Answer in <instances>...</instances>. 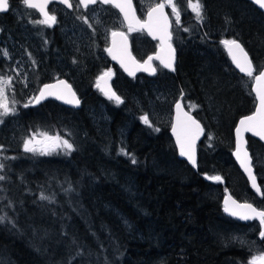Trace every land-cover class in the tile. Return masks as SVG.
<instances>
[{"label": "trees", "instance_id": "trees-1", "mask_svg": "<svg viewBox=\"0 0 264 264\" xmlns=\"http://www.w3.org/2000/svg\"><path fill=\"white\" fill-rule=\"evenodd\" d=\"M16 1L21 5V0H9V5ZM201 2L204 18L195 30L181 36L182 42L170 28L175 71L169 73L158 66L156 73L160 74L154 80L173 86L179 97L181 92L190 93L200 107L198 98L204 85L197 77L201 81L203 71H208L220 83L224 103L236 113L228 129L220 131L231 144L233 122L251 112L254 103L251 78L235 71L221 41L238 39L254 67H264V16L246 0ZM136 13L140 14L137 9ZM18 25L10 12L0 14V39L5 32L16 38ZM57 34L48 28L43 36L50 45ZM143 40L142 53L131 45L136 59L154 50L153 42ZM95 42V49L85 58L92 61L93 69L110 67L114 82L119 76L131 80L109 63L103 44ZM50 48L55 52L53 59L60 57L63 46ZM4 68L0 58V72ZM51 76L49 73L39 83L52 80ZM133 82L138 89L136 80ZM80 84L90 88L89 83L73 84L80 100L77 110L52 100L29 104L19 83L12 84L8 95L10 102L17 101L13 105L16 112L0 117V163L5 165L0 169L4 177L0 180V217H4L0 222V264H226L242 260L240 250L224 249L217 242L215 224L219 219L231 220L223 215L218 202L204 195L206 181L200 168L192 171L176 158L167 129L149 132L139 119V109L127 99V91L115 83L123 103L106 108L107 135L101 134L84 109L93 104L95 93L90 90L84 96ZM192 115L203 125L197 111ZM35 132L60 135L73 143L74 150L26 152L22 140ZM85 139L88 143L83 147ZM251 143L261 147L247 138L248 150ZM225 163L228 171L242 178L227 149ZM214 172L223 175L220 166ZM41 194L49 199H41Z\"/></svg>", "mask_w": 264, "mask_h": 264}, {"label": "rangeland", "instance_id": "rangeland-1", "mask_svg": "<svg viewBox=\"0 0 264 264\" xmlns=\"http://www.w3.org/2000/svg\"><path fill=\"white\" fill-rule=\"evenodd\" d=\"M158 1L166 3V0H133L135 9L140 12L138 18L140 19L143 15L142 13ZM174 2H177L181 9V23L179 25L175 23V17L172 15L171 7L167 3L165 6L169 19L172 22L171 28L172 30L174 29V32H172L173 36L178 42H182L181 36L191 30L193 31V29L195 30L201 20L196 19L195 13L187 6V0H174ZM20 3L21 5L16 1L7 10L19 21V35H16L17 39L13 38L9 32H5L3 38L0 39V58L5 63L4 72H0V77L5 79L11 78V85L6 89V95L9 97L8 93L11 91L12 84L18 82L22 89L24 100H33L34 94L36 93V91L33 93V89L36 86L38 88L40 84L39 79H43L49 73H52V80L60 75L63 76L72 87L73 84H78V81L81 83H89L90 88L86 89H83L81 84L80 86L78 85L80 92L84 96H87L90 90L95 93L93 97L94 101H92L93 104L86 105L84 109L93 126L98 127L97 129L101 134H106L109 121L106 108L115 105L116 102L110 100L104 94L99 93L95 79L105 72L108 67L94 70V67L91 65L92 61L85 59L86 55L88 56L95 49L93 43L96 40L103 44L104 51V46L108 42V35L113 30H121L124 32L129 40L130 50L131 45L132 47L134 45V49L138 53H142L145 50V42L143 39H148L135 31L125 29L122 26L117 12L109 5L96 4L87 9H81L75 0H70L72 9L67 11L59 5L51 4L48 10L50 14L56 16V23L47 26L36 23L35 21L42 19L33 10L26 8L22 0ZM211 11L213 12V9ZM48 28H53L58 31L57 38L52 39L50 45L48 44L49 41L43 36V33ZM184 29H188V31ZM53 44L60 45V47L63 46V49L59 50L62 53L60 57L56 58L55 56L54 59V49L50 48ZM49 51L51 52L49 53ZM5 52L7 55L4 54ZM140 57L141 55H139L138 60H141L142 57ZM153 65L156 68L158 67L156 64ZM116 69L120 71L118 68ZM256 69L258 70V68ZM111 71L113 73L111 76L113 91H117L115 83L118 84L120 89L127 91V99L132 104L134 103V107L139 109V119L145 114L149 115V119L153 125V127L147 125L149 132L157 133L158 131H155V128H159V130L161 128L168 129L171 113L170 106L177 98L181 100L184 109L189 113L192 114L193 111L198 112L206 132L205 134L203 133L202 144L200 146L197 145L196 148V163L201 173H203V179L206 181L204 194L206 198L218 202L220 205V199L226 190L236 200L250 202L257 209L264 210V148L255 145V143H251L249 149L253 168H255V174L262 192V198L260 199H257L249 192L244 183L245 181H243L244 179L242 180V176V178H239L225 167L226 149L230 156L232 142L230 144L228 136H222L220 131H223L224 128L228 129V125L234 119L236 113L234 114V110L232 111L230 106L224 103L225 100L222 99L223 89L219 86L220 83L217 79L209 77V72L206 70L203 71L204 77L201 81L199 80V76L197 77L199 84L201 86L204 85V88L202 87L200 89L201 96L198 98L200 107H198L190 93L186 92L183 94L185 99L182 100L180 98L181 95L179 97L174 92L175 89L173 86H167L162 81L154 80L160 73H155L152 76L139 75L128 77L131 80L119 76L114 82L115 75L113 69ZM160 79L162 78L160 77ZM133 80H136V86H139L136 90ZM84 90L86 92H83ZM190 104L196 105V107H189ZM238 106L240 107L241 105ZM140 121L142 122L141 119ZM200 124L203 127L202 123ZM37 133L40 132L29 133L23 138L21 143L23 149L24 141L32 138ZM208 137H211V139H208ZM36 139H41V137L36 135ZM251 140L255 141L253 139ZM87 143L88 141L85 139L82 144L83 147ZM170 144L174 151L171 141ZM63 151L66 150L60 148L49 153ZM34 153L41 154L39 151ZM218 163L220 164L219 166L223 175L214 172L215 169L218 170ZM208 176H219L221 180H209L207 179ZM228 219L231 220V223L219 219L213 228V234L217 242L224 249L233 247L240 250L243 259H233L230 263L228 262L226 264H250L253 257L264 255V239H261L259 236L260 231L264 230V226L260 222L255 221L239 222L231 218Z\"/></svg>", "mask_w": 264, "mask_h": 264}, {"label": "snow or ice", "instance_id": "snow-or-ice-1", "mask_svg": "<svg viewBox=\"0 0 264 264\" xmlns=\"http://www.w3.org/2000/svg\"><path fill=\"white\" fill-rule=\"evenodd\" d=\"M53 2H56V0H22V3L26 7L36 9L43 15L44 19L35 22L47 26L56 23V16L50 14L48 10L49 3ZM58 2L65 4L68 7H72L69 0H58ZM97 2L98 0H78V4L83 5L85 9H87L89 5H95ZM99 2L113 4L118 8L120 12L124 14V19L128 22L129 31L138 30L135 29L133 25H139L140 29L147 28L149 35H152L153 38H158L161 42L160 52L157 53L155 57L149 56L143 64H140L128 51L127 37L125 36V33L112 31V47L106 49V51H108L114 60H118L121 66L124 67L130 75H135V72L129 68V64H131L136 70L142 69L155 74L157 69L151 63L153 59L159 60L164 68L175 71L173 66L175 61V49L170 43L172 33L169 30L172 22L164 12L165 3H157L154 7H151L148 11V19L141 22L135 16V11L132 7V0H99ZM253 2L258 5L259 8L264 9V0H253ZM166 3L171 7L172 15L175 17V23L179 25L181 23V9L179 8L178 3L174 2V0H166ZM187 6L195 13L196 19L203 20V4L201 0H195V2H193V0H187ZM9 7V0H0V12L7 11ZM85 22L87 23L86 19ZM184 30L188 31V29ZM117 37L121 38V42H117ZM221 43L227 48L228 54L231 56L236 67L255 81L256 87L253 91L256 94L258 105L251 115L240 119L239 125L235 129L238 141L236 156L245 172L248 173L253 188L256 189L257 193H260L261 189L257 186L256 177L252 172V159L246 150L241 153L240 142L242 141L243 133L245 132H251L253 135L260 137L261 140H264V69L259 70L257 75H253L257 69L254 67L248 52L238 39H225L222 40ZM161 53H166V56H162ZM4 54L7 55L6 52ZM112 75L113 73L110 69L103 72L97 78L96 86L110 100H114L117 104H120L123 103L121 96L117 95L108 83ZM101 82H103V86ZM10 85V77L7 79L0 77V117L14 115L16 112L13 105H15L17 101L13 99L10 102L9 97L6 95V89L10 87ZM48 96H53L56 99L64 100L65 103L77 106L80 103L76 93L72 90L71 85L66 81L59 80L56 84H45L43 88L39 90V94L35 96L33 100L29 101V104L33 102L38 104L42 99H45ZM181 99H183V92H181ZM24 107H28V104H25ZM189 107L195 108L196 105L190 104ZM175 109L176 123L173 124L172 131L176 136V143L179 146V154L187 157L192 165L196 166V141L199 139L200 135L204 133V129L198 120L188 112L183 111V105L179 101L175 103ZM140 119L144 124L153 127L148 114L141 116ZM0 122L3 121L0 120ZM154 130L159 131V128H155ZM36 135H39L41 139H36ZM208 139H211V137H208ZM23 147L26 152L34 153L39 151L41 154H48L49 152L60 148L65 149L69 153L74 150V145L73 143H70L69 140L63 139L60 135H49L47 132H40L33 135L32 138L26 139ZM124 154L129 155V153L126 152ZM132 163H136L134 157L132 158ZM4 167L5 165L0 163V169H3ZM3 179L4 177L0 176V180ZM207 179L220 181L221 177L208 176ZM41 199H49V197L41 194ZM224 210L230 215L236 216L242 220L259 219L260 224L264 226V210H258L250 203L241 204L232 199L231 196H227L224 201ZM3 219L4 217H0V222H2ZM259 236L261 239H264V230L260 231ZM250 264H264V255L253 257Z\"/></svg>", "mask_w": 264, "mask_h": 264}, {"label": "water", "instance_id": "water-1", "mask_svg": "<svg viewBox=\"0 0 264 264\" xmlns=\"http://www.w3.org/2000/svg\"><path fill=\"white\" fill-rule=\"evenodd\" d=\"M75 1L77 2V5H78L79 8L84 9L83 5H79V4H78V0H75ZM246 1L249 2L254 8H256V9H257V10H258V11L264 16V9H261V8H259L258 5L254 4L253 0H246ZM69 2H70V0H69ZM162 2H163V1H158L157 3H162ZM97 3H98V4H101V5H109L110 7H112V8L117 12V14H118V16H119V18H120V20H121L122 26H123L124 28H128V22L124 19V14H123L122 12H120V10H119L118 8H116L113 4H104V3H100L99 0H98ZM157 3H155V4L151 5L150 7H148V8L144 11L142 18L139 19L138 16H137V14H136V10H135V7H134L133 1H132V7H133V9H134V11H135V16H136V18L139 19L141 22L147 20V19H148V11H149V9H150L151 7H154ZM163 3H165V2H163ZM50 4L59 5V6L63 7L64 9H66L67 11H70V10H71V7H68V6L65 5V4L59 3L58 0H56V2L49 3V5H50ZM165 4H166V3H165ZM23 5H24V4H23ZM49 5H48V6H49ZM24 6H25V5H24ZM90 6H92V5H89V7H90ZM25 7H26V6H25ZM26 8H28V7H26ZM165 8H166V6H165ZM165 8H164V12L167 14ZM29 9H31V8H29ZM32 10H33V11H34V12H35V13H36L41 19H44L43 15H42L38 10H36V9H32ZM6 12H7V11H5V12H0V14H4V13H6ZM168 18H169V17H168ZM133 27H134L135 29H138V30H133V31H136V32H142V33L144 34V36H145L149 41H151V42H155V44H156V46H155L153 52L147 54V55L144 56L141 60H137V59H135L138 63L143 64L144 61H146L147 58H148L149 56H153V57H155L156 54L160 52V50H161V42H160V40H159L158 38H153L152 35H149V33H148V29H147V28L140 29V26H139V25H135V24L133 25ZM169 30H170V29H169ZM113 31H119V32H122L121 30H113ZM111 33H112V31H111V32L109 33V35H108V42H107V44H106V46H105V49H104L105 54H106V57H107V59L109 60V62H110L111 64H114V65H115V66L121 71V73H122L123 75L127 76V77H133V76H135V75H137V74H144V75H146V76H152L153 74H152L150 71H144V70H142V69H141V70H136L131 64H129V68L132 69V70L135 72V75H130L129 72L126 71L125 68L121 66V64H120V62H119L118 60H114V59L112 58V56L108 53V51H106V49L112 47V40H113V38H112ZM123 33H124V32H123ZM157 35H159V34H157ZM125 36H126V35H125ZM126 37H127V36H126ZM116 40H117L118 43L121 42V38H120V37H117ZM170 43H171V42H170ZM127 46H128V51L131 53V50H130V44H129V40H128V38H127ZM172 47H173V46H172ZM222 48H223V52L225 53V55H226V57L228 58V60H229V62H230V64H231V66L235 69V71H237V72H238L239 74H241V75H245V76H247L245 73L241 72V71L239 70V68L236 67L235 63L232 61L231 56L228 54V50H227V48H226L223 44H222ZM161 55H162V56H166V53H161ZM131 56L134 57V56L132 55V53H131ZM134 58H135V57H134ZM151 63H152V65H153V64H157L159 67H161L162 69H164L165 71H167V72H169V73H172V72H173L171 69L164 68L163 65L160 63L159 60L153 59V61H152ZM153 66H154V65H153ZM262 69H264V67L259 68L256 72H254L253 75H254V76L257 75L258 72H259V70H262ZM100 75H101V74H100ZM100 75H99V76H100ZM99 76L96 77V83H97V78H98ZM59 80L66 81L64 78L60 77V78H56V79L51 80V81H48V82L41 83V84L38 86V88H37V90H36V93H35L34 97L37 96V95L39 94V90H40L41 88H43V86H44L45 84H56L57 81H59ZM66 82H67V81H66ZM67 83H68V82H67ZM68 84H69V83H68ZM101 84H102V86H103V82H101ZM255 87H256V85H255V81H254L253 79H251V82H250V85H249V91H250V93H251V95H252V97H253V102H254L253 109H252V111H251L250 113L238 117V118L235 120V122H234V125H233L232 130H231L232 149H231V151H230V158H231L232 162L234 163L236 169H237L238 172L240 173V175L243 177V179H244V181H245V184H246V187H247V189L249 190V192H250L251 194H253L257 199H260V198H262V192L257 193L256 189L253 188V186H252V182H251V180L249 179L248 173L245 172L244 168L241 166V163H240V161L237 159V156H236L237 142H238V141H237V136H236V131H235V129H236L237 126L239 125V121H240V119H242V118L245 117V116L251 115V114L255 111L256 106L258 105V100L256 99V94H255V92L253 91V89H254ZM72 90H73V88H72ZM73 91H74V90H73ZM100 91H101V90H100ZM101 92H102V91H101ZM102 93H103V92H102ZM103 94H104V93H103ZM76 96H77V95H76ZM77 98H78V97H77ZM78 99H79V98H78ZM45 100H52V101H55V102H57L58 104H60L61 106L66 107V108H69V109H72V110H77V109L80 107V103H79L78 106H77V105H74V104L65 103L64 100L56 99V98L53 97V96H48L47 98L42 99V100L40 101V103L43 102V101H45ZM79 101H80V100H79ZM177 101H179V102L182 104V102H181V100H180L179 98L175 99V100L171 103V106H170V111H171V113H170V123H169L168 129H167V134H168V136H169V138H170V141H171V143H172V145H173V148H174V152H175V156H176V158H177L178 160L183 161V162L185 163V165H187L192 171H195L196 168H197V163H196V166H193L192 163L187 159V157L181 156V155L179 154V146H178L177 143H176V136H175V134H174L173 131H172V126H173V124L176 123V109H175V103H176ZM32 104H37V103H34V102H33ZM183 111L188 112L187 110L184 109V107H183ZM188 113H189V112H188ZM189 114L192 115L191 113H189ZM192 116H193V115H192ZM193 117H194V116H193ZM194 118H195V117H194ZM195 119H196V118H195ZM196 120H197V119H196ZM199 123H200V122H199ZM202 136H203V134L200 135L199 139L196 141V148H197L198 143H199L200 140L202 139ZM247 138H250V139L255 140L256 142H258V143L264 148V140H261L260 137L253 135L251 132H245V133H243V139H242V141L240 142L241 153H243V151L246 150V151L248 152L249 156H250V152H249V150H248V148H247V141H246ZM250 157H251V156H250ZM196 161H197V155H196ZM252 172H253V175L256 177V174H255V172H254V168H253V164H252ZM256 183H257V186L260 188V184H259V182H258L257 177H256ZM260 189H261V188H260ZM227 196H231V195L225 190V191L223 192V196H222V198L220 199L221 209H222L223 214H224L226 217L231 218V219H234V220H237V221H239V222H253V221H255V222H258V223H259V219L242 220V219H239V218L236 217V216H232V215H230L228 212H225V210H224V201H225V198H226ZM231 197H232V199L236 200L233 196H231ZM236 201H237L238 203H241V204H242V203H250V202H244V201H238V200H236ZM250 204H251V203H250ZM253 206H254V205H253ZM254 207H255V206H254ZM258 210H260V209H258Z\"/></svg>", "mask_w": 264, "mask_h": 264}, {"label": "flooded vegetation", "instance_id": "flooded-vegetation-1", "mask_svg": "<svg viewBox=\"0 0 264 264\" xmlns=\"http://www.w3.org/2000/svg\"><path fill=\"white\" fill-rule=\"evenodd\" d=\"M96 4H98V3H96ZM96 4H95V5H96ZM50 5H51V4H50ZM50 5H49V6H50ZM95 5H94V6H95ZM49 6H48V7H49ZM60 7H61V6H60ZM62 8H63V7H62ZM71 9H72V7H71ZM84 9H85V8H84ZM31 10H32V9H31ZM65 10H66V9H65ZM140 19H141V18H140ZM109 69L112 70V68L108 67L106 71H108ZM136 76H138V75H136ZM60 77L63 78V76H58L57 78H60ZM133 77H134V76H133ZM64 79H65V78H64ZM65 80H66V79H65ZM50 81H51V80H50ZM66 81H67V80H66ZM46 82H48V81H46ZM67 82H68V81H67ZM95 82H96V79H95ZM68 83H69V82H68ZM108 83H109V84L111 85V87H112V79H111V78H110V80L108 81ZM69 84H70V83H69ZM70 85H71V84H70ZM97 89H98V88H97ZM98 90H99V93H101V94L103 95V93L100 91V89H98ZM105 96H106V95H105ZM106 97H107V96H106Z\"/></svg>", "mask_w": 264, "mask_h": 264}]
</instances>
